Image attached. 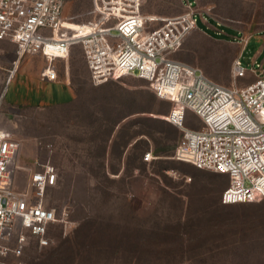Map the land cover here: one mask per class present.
Masks as SVG:
<instances>
[{
  "label": "rangeland",
  "instance_id": "1",
  "mask_svg": "<svg viewBox=\"0 0 264 264\" xmlns=\"http://www.w3.org/2000/svg\"><path fill=\"white\" fill-rule=\"evenodd\" d=\"M185 1L143 0L142 11L176 15L186 10ZM193 6L198 28L175 58L231 86L238 46L243 66L251 69L256 62L264 72V0H193ZM63 14L86 22L95 17L93 0H67ZM209 16L240 29L224 26L222 36L231 31L236 42L206 34L215 32L207 29L205 20L215 23ZM242 34L248 36L245 43L238 40ZM16 59V45L0 42V125L21 144L18 187L27 191L30 168L37 158L50 156L58 182L47 189L46 204L70 213L66 225L52 227L48 246L40 248L29 237L23 254L5 262L264 264V198L221 205L228 176L174 158L181 131L165 119L172 103L158 98L149 82L126 75L105 88L95 86L80 45L67 63H57L56 85L40 77L41 56L25 55L18 66ZM188 117L196 119L190 112ZM157 147L166 148L168 159L145 163L142 155L148 150L155 155ZM122 152L126 172L106 176L104 169H116Z\"/></svg>",
  "mask_w": 264,
  "mask_h": 264
},
{
  "label": "built area",
  "instance_id": "2",
  "mask_svg": "<svg viewBox=\"0 0 264 264\" xmlns=\"http://www.w3.org/2000/svg\"><path fill=\"white\" fill-rule=\"evenodd\" d=\"M66 1L0 0V40L16 45V66L25 55L40 53L45 61L40 77L55 82L60 77L57 63H67L72 49L80 45L93 83L126 75L148 80L159 98L172 103L165 119L181 131L175 157L227 175L223 203L264 198L261 64L247 69L240 55L236 56L232 62L236 83L227 86L200 67L175 58L188 35L198 28L193 0H186V10L176 15L144 13L143 0H93L95 17L86 22L64 17ZM249 73L253 80L237 83ZM189 112L198 121L190 120ZM199 122L201 127H197ZM20 145L0 125V263L5 264H12L5 262L7 256L23 254L29 237L40 247L46 246L49 226L69 222L68 209L57 213L46 204V191L58 179L50 156L37 158L30 168L32 191L17 189ZM45 146L51 149V144ZM152 158L150 150L143 154L144 160Z\"/></svg>",
  "mask_w": 264,
  "mask_h": 264
},
{
  "label": "crops",
  "instance_id": "3",
  "mask_svg": "<svg viewBox=\"0 0 264 264\" xmlns=\"http://www.w3.org/2000/svg\"><path fill=\"white\" fill-rule=\"evenodd\" d=\"M205 22L207 23V29H215V31L216 32H221L222 33V35L226 32L225 31V27H224V25H217V27H215V23H211L210 22V20H205ZM201 30V29H200ZM206 30V29H205ZM205 30H203V31H205ZM229 32V31H228ZM205 33H206V31H205ZM229 33H231L232 34V32L230 31ZM207 34V33H206ZM231 34H229L228 36H225V37H228V38H230L231 37ZM247 39H248V36H245V35H243L242 34V37L241 38H238V40H240V41H242L243 43H245L246 41H247ZM5 41H8V40H0V42H5ZM238 43V42H237ZM237 53H238V46H237V49H236V53H235V57L236 56H238L237 55ZM28 55H33V56H41L42 58H43V56L40 54V53H35V54H28ZM44 59V58H43ZM256 63V62H255ZM258 64V63H257ZM42 69V68H41ZM40 69V70H41ZM209 75L212 77V78H214V79H219V76L217 75V74H214V72L212 73H209ZM124 77V76H123ZM251 77H253V75L251 74V73H249L248 74V76L246 77L247 79H248V81H246V83L247 82H249V81H251V80H253L254 79V77L251 79ZM61 81V80H60ZM54 82L53 84H57V83H61V82ZM235 81V80H234ZM245 84V83H244ZM3 128H5L3 125H1ZM6 129V128H5ZM106 158H109L108 156L106 157ZM125 153H121V155H120V165L116 168V170H114V169H112L111 167H109V166H107L106 167V173H107V175L108 174H111V173H113L114 175H117V176H119L120 174H124L125 172H126V170H127V168H126V162H125ZM159 158H161V157H156L155 156V159L154 160H157V159H159ZM147 161V160H146ZM109 170V171H108ZM208 171H210V170H208ZM212 174H213V172L212 171H210ZM30 176H31V171L29 172V179H28V182H29V180H30ZM220 176L221 177H223V174H220ZM225 176V175H224ZM18 184H19V176H18V171H17V174H16V187H17V189H19V187H18ZM20 190V189H19ZM22 191V190H21ZM32 191V188L30 187V186H28V190H27V192H31ZM221 196V195H220Z\"/></svg>",
  "mask_w": 264,
  "mask_h": 264
},
{
  "label": "trees",
  "instance_id": "4",
  "mask_svg": "<svg viewBox=\"0 0 264 264\" xmlns=\"http://www.w3.org/2000/svg\"><path fill=\"white\" fill-rule=\"evenodd\" d=\"M139 78H141V79H144V78H142V77H139ZM146 80V79H145ZM109 80H107V81H104V82H102V83H100V84H95V83H93L95 86H99V88H105V87H107V82H108ZM147 82H148V80H146ZM155 93V92H154ZM157 96V95H156ZM158 97V96H157ZM159 98V97H158ZM160 99H162V98H160ZM165 100V99H164ZM132 112H133V110H132ZM131 113V112H130ZM129 116V114H127V115H123L122 117H120V119H119V121L121 120V119H124L125 117H128ZM168 121V120H167ZM169 122V121H168ZM170 124H172L171 122H169ZM172 125H174V124H172ZM175 126V125H174ZM176 128H178L177 126H175ZM179 129V128H178ZM180 130V129H179ZM178 144V143H177ZM135 144L133 143V146H134ZM177 146V145H176ZM105 149H106V147H105ZM166 148H160V147H157V148H155V150H154V152H155V155L153 154V150H150L151 152H152V154H153V158L150 160V162L151 161H153L154 159H155V156L156 157H161V158H163V157H165V158H167L168 156L167 155H169L168 153H167V150H165ZM175 150H176V147H175V149H174V158L176 159V160H178V161H180V162H183V163H189V162H186V161H183V160H180V159H177L176 157H175ZM149 151V150H148ZM160 159V158H159ZM168 159V158H167ZM142 160L143 161H145V163H147L148 161H146V160H144L143 159V155H142ZM189 164H192V163H189ZM193 165V164H192ZM193 166H195V165H193ZM196 167V166H195ZM196 168H198V167H196ZM198 169H202V168H198ZM114 170H116V169H114ZM207 170V169H206ZM104 173H105V175L107 176V173H106V169H104ZM211 171V170H210ZM213 172V174H215V175H219L220 176V173H217V172H214V171H212ZM223 178H225L226 179V176H224L223 175ZM57 182H58V179H57ZM57 184V183H56ZM227 184H228V181H227ZM227 184L224 186V188L227 186ZM223 188V189H224ZM223 191V190H222ZM222 194V193H221ZM219 201H220V203H221V205H233V204H238V203H246V202H237V203H223L222 201H221V196H220V198H219ZM56 224H58V223H53L51 226H49V231H48V234H49V237H50V240H51V229H52V227L54 226V225H56ZM50 244V243H49ZM48 244V245H49ZM38 245V244H37ZM48 245H46V246H48ZM46 246H42V247H46ZM38 247H40L39 245H38ZM42 247H40V248H42Z\"/></svg>",
  "mask_w": 264,
  "mask_h": 264
},
{
  "label": "flooded vegetation",
  "instance_id": "5",
  "mask_svg": "<svg viewBox=\"0 0 264 264\" xmlns=\"http://www.w3.org/2000/svg\"><path fill=\"white\" fill-rule=\"evenodd\" d=\"M210 17V19H212V20H215V27H217V25L219 24V25H224V26H226V27H229L230 29H232V30H237V31H239L240 32V29H238V28H236V27H233V26H231V25H228V24H226V23H222V22H220V21H218L216 18H214V17H212V16H209ZM211 38H213V39H216V40H225V41H231V42H236V39H235V35L232 33L231 34V37L230 38H228V37H226V38H224L223 36H222V33L221 32H210V31H208V32H206Z\"/></svg>",
  "mask_w": 264,
  "mask_h": 264
}]
</instances>
